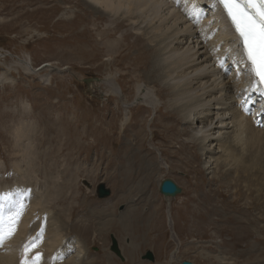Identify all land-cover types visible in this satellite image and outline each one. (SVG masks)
<instances>
[{"label":"rangeland","instance_id":"rangeland-1","mask_svg":"<svg viewBox=\"0 0 264 264\" xmlns=\"http://www.w3.org/2000/svg\"><path fill=\"white\" fill-rule=\"evenodd\" d=\"M117 19L86 0H0V188L24 187L31 196L34 189L39 211L75 213L66 224L83 232L70 233L72 247L77 251V240L86 242L91 263L102 264L103 259L108 264L111 254L118 264H246L237 258L251 245L261 251L264 246L262 238L252 234L248 249L247 242L226 244L234 235L224 219L236 217L232 209L240 192L236 180L232 177L227 188L207 175L203 159L198 158L200 151L187 141L192 129L178 114L165 119L163 99L156 110L138 105L137 88L148 87V71L131 68L138 50L132 45L138 36L131 34L127 23L116 29L117 22L123 21ZM140 46L144 48L146 42ZM112 78L119 94H112L105 82ZM124 101L130 105H123ZM183 128L189 133H183ZM19 135H23L20 140ZM166 179L181 189L175 198L159 192ZM100 185L110 191L108 197L98 196ZM197 192L207 206L206 217L221 218L222 224L197 225ZM133 204L153 215L149 222L146 217L141 222L126 217ZM261 209L264 212V203ZM94 212L106 220L109 214L119 219L102 238L97 237L98 222L81 219V214ZM124 226L135 234L121 240ZM138 235L148 245L140 246L132 261L123 246ZM113 241L120 255L112 250ZM148 253L153 254L152 260L144 259Z\"/></svg>","mask_w":264,"mask_h":264},{"label":"bare ground","instance_id":"bare-ground-1","mask_svg":"<svg viewBox=\"0 0 264 264\" xmlns=\"http://www.w3.org/2000/svg\"><path fill=\"white\" fill-rule=\"evenodd\" d=\"M86 1L106 15L123 20L117 22L116 29L127 23L133 32L131 34L138 36L132 45L138 50L132 60L131 68L133 70L144 68L148 71L146 76L148 87L139 85L137 88L135 100L138 101V105L145 104L156 110L163 99L164 107L167 110L165 119H172L173 115L178 114L183 123L192 129L187 141L191 147L200 151L198 158L200 162L203 159L202 167L207 175H212V179L215 181L219 179L220 184L222 183L227 188L233 183L232 177L236 180L235 189H240V192L237 193L238 198L234 199L232 203L236 217L224 219L231 225L234 233L229 236V240H226L227 246L232 247L234 244L239 245L241 242H247L248 249L250 246L248 240L251 239V234L261 237V246H264V225H262L264 224V212L261 209L264 203V95L259 94L258 91L250 90L252 77L247 74L246 66L241 61L240 55L237 54L238 45L235 43L237 38L234 30L231 29L221 8L216 5V0ZM143 41L146 42L144 48L140 46ZM221 61L224 62V69L220 67ZM25 65L27 69H33L30 63L25 62ZM2 80H7L6 76L5 79L3 76ZM105 82L111 85L112 94H119V87L113 78L107 79ZM155 88L159 94L156 93ZM246 89L249 91L246 92ZM245 98H247V102L242 107L241 101ZM248 104L251 106L247 107ZM123 105L129 106L130 103L124 101ZM244 107L248 109L247 112L244 111ZM123 121L122 126L127 119L125 118ZM182 132L189 133L184 128ZM170 135L172 134L170 133ZM22 137L23 135H19L18 139ZM70 147L72 148V144ZM127 154L128 151L120 157V160ZM194 159L197 160L196 157ZM149 165L155 167L150 162ZM156 169L158 171V168ZM231 171H234V176ZM62 186L65 185L62 184ZM4 188H0V193L25 192L28 206L13 238L0 247V264H21V260L24 258L23 244L30 236L35 235L41 226L45 228L43 242L39 248L29 253L31 256L35 251L41 252L43 255L41 264L100 263L98 260L92 263L91 260L89 261L86 256L87 245L83 240H77V251L72 247L74 241L70 238L72 237L70 233L78 230L83 232L78 226L69 228L66 224V221L69 223L74 219L75 213L52 214L53 212L39 211L40 207L38 206L41 203L36 201L38 195L35 194L34 189L33 196H31L24 187L14 190H7L6 186ZM60 191L62 190L60 189ZM139 193L144 194L143 191ZM137 194L138 192L135 196ZM175 197L167 196L166 198ZM194 199L197 201L196 220L200 228L204 226L205 222L215 226L217 222L222 224L221 218L210 221L206 217L204 213L207 206L202 202V197L198 192ZM142 202H145V199ZM133 205L126 210V217L139 222L146 217L149 222L148 218L153 215L143 213L144 211L136 209L138 205ZM210 210L215 215L219 213L216 209L211 208ZM255 212L256 214H253ZM91 213L89 215L81 214V219L99 223L100 228L96 226L100 232L97 237L102 238L104 232L112 229L109 227H114V223L119 221V219L110 218V214L106 216L108 218L106 220L95 212ZM90 217L92 220L89 219ZM127 219H124V222ZM133 224L135 223L133 222ZM123 230L126 233L121 234V240L125 236L130 237L135 234H132L133 230L128 226H124ZM254 232L260 233V235L253 234ZM143 233L140 232V234ZM138 236L129 246H123L126 256L132 261L137 259L140 246L148 245V243L139 241V238L143 239L142 235ZM250 247V250L237 259H241L246 264H264V250L256 249L257 245ZM108 255V264H111V259L115 261V264H118L111 254ZM53 257L56 259L53 260ZM101 262L105 264L103 259Z\"/></svg>","mask_w":264,"mask_h":264},{"label":"snow or ice","instance_id":"snow-or-ice-1","mask_svg":"<svg viewBox=\"0 0 264 264\" xmlns=\"http://www.w3.org/2000/svg\"><path fill=\"white\" fill-rule=\"evenodd\" d=\"M236 36L237 54L245 64L247 74L252 77L251 91L264 95V0H216ZM224 69V62H220ZM249 91L248 89L245 90ZM247 98L241 101L246 104ZM244 111H248L244 107ZM28 199L23 191L0 193V247L13 238L21 218L26 212ZM45 228L28 238L23 244L21 264H41L43 255L35 251L43 242ZM56 257H53L55 260Z\"/></svg>","mask_w":264,"mask_h":264},{"label":"water","instance_id":"water-1","mask_svg":"<svg viewBox=\"0 0 264 264\" xmlns=\"http://www.w3.org/2000/svg\"><path fill=\"white\" fill-rule=\"evenodd\" d=\"M159 192H160V194L163 195L164 197H167V196H172V197H174V196H177V195H179V194L181 193V189L176 185V183H175L174 181H172V180H170V179H166V180H164V181L161 183V185H160V187H159ZM109 195H110V191L107 190V189L105 188L104 185H100V186L98 187V196H99L100 198H104V197L106 198V197H108ZM116 246H117L116 242L113 241V247H112V250H113L114 252H115V251L119 252V251L116 249ZM117 254L120 255V252L117 253ZM144 259L152 260V255H151V253L146 254V256H144ZM181 264H194V263H192V262H190V261H183Z\"/></svg>","mask_w":264,"mask_h":264}]
</instances>
